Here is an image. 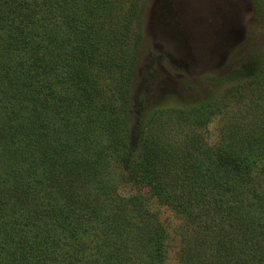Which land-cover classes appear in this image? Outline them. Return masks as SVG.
Masks as SVG:
<instances>
[{"label": "trees", "instance_id": "trees-1", "mask_svg": "<svg viewBox=\"0 0 264 264\" xmlns=\"http://www.w3.org/2000/svg\"><path fill=\"white\" fill-rule=\"evenodd\" d=\"M106 10L103 0H0V238L15 264H163L166 257L167 230L146 198L119 197L108 178L79 166L93 150L83 131L94 123L72 125L74 143L84 145L71 156L43 146L48 117L66 123L98 109L97 58L90 65L84 58L98 44ZM133 65H124L121 151L111 140L106 159L179 217V264H264V112L191 165L144 144L147 85L129 92ZM259 71L249 58L239 72Z\"/></svg>", "mask_w": 264, "mask_h": 264}, {"label": "rangeland", "instance_id": "rangeland-1", "mask_svg": "<svg viewBox=\"0 0 264 264\" xmlns=\"http://www.w3.org/2000/svg\"><path fill=\"white\" fill-rule=\"evenodd\" d=\"M103 3L107 8L103 32L94 51L86 52L84 58L86 65L97 58L92 76L98 109L94 114L81 110L78 118L66 120L68 125L62 118L48 117L42 129L43 146L48 153L56 147L71 156L75 145H84L82 140L74 143L72 125L83 123L84 128L94 123L83 131V135L89 133L93 150L87 159H80L79 166H90L98 177L108 178L119 197L144 196L168 233L163 264H179V217L137 183L125 182L113 160L105 156L111 152L107 146L115 142L116 151H121L123 142L124 65L134 63L130 93L140 81L147 85L144 144L196 166L207 160L214 147L228 146L237 126L253 125L264 112V0ZM249 58L260 65L259 73L252 77L239 72ZM56 137L61 144L57 145ZM39 162L36 158L35 164ZM0 264H15L1 238Z\"/></svg>", "mask_w": 264, "mask_h": 264}]
</instances>
